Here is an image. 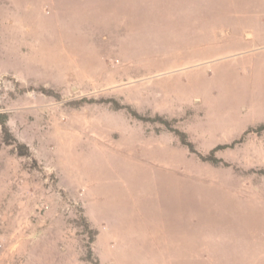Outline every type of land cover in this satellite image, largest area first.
Listing matches in <instances>:
<instances>
[{
	"label": "rangeland",
	"instance_id": "1",
	"mask_svg": "<svg viewBox=\"0 0 264 264\" xmlns=\"http://www.w3.org/2000/svg\"><path fill=\"white\" fill-rule=\"evenodd\" d=\"M2 116L0 264H264V0H0Z\"/></svg>",
	"mask_w": 264,
	"mask_h": 264
},
{
	"label": "trees",
	"instance_id": "2",
	"mask_svg": "<svg viewBox=\"0 0 264 264\" xmlns=\"http://www.w3.org/2000/svg\"><path fill=\"white\" fill-rule=\"evenodd\" d=\"M39 91L41 93L47 95V96H53V97H57L58 98V96L57 95L55 96L54 92H52L51 90H47L45 88H40ZM84 103H107V104L110 103L113 106L114 109H116V110H119V109L126 110L129 113L130 116H132L133 118H135V119H137L139 121L149 122V123H155V122L160 123V124L164 125L170 132L175 134V136L178 137L181 145L186 147L187 150L189 151V153L196 155V157L200 161L206 162V163H210L212 165H218L219 163H221V160L218 159L216 157V155H215L217 151L222 150V149H227V148H233V147H235L236 144H238L241 141H243L242 139H239L238 141H234V142H232L229 145H217L212 150H210V152L207 155H203V154H201V153H199V152H197L195 150L193 143L188 140V137H187V135L184 132L172 128L171 127V123L167 119H165V118H163L161 116L157 115V116H154V117H144V116L138 114L136 111H134L130 106H128V105L121 106L118 102H116L113 99H106V100H99V101L92 100V99H89V100L88 99H81V100L75 102V105L80 107ZM5 119H6V116L0 117V126H1L2 132L4 134V143L6 145H11L12 142L15 141V139L13 138L11 133L9 132V129H8L7 125H6V120ZM262 131H264V125H260L257 128V130H256L257 133L258 132H262ZM20 155H23V153H21ZM86 230L89 232L91 240H92L94 238V235H96L95 231L89 230L88 226H86ZM88 255L89 256L91 255L90 248L88 249Z\"/></svg>",
	"mask_w": 264,
	"mask_h": 264
}]
</instances>
